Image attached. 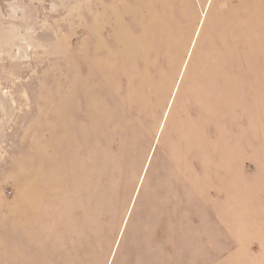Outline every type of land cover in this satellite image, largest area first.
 I'll list each match as a JSON object with an SVG mask.
<instances>
[{
  "label": "rangeland",
  "instance_id": "1",
  "mask_svg": "<svg viewBox=\"0 0 264 264\" xmlns=\"http://www.w3.org/2000/svg\"><path fill=\"white\" fill-rule=\"evenodd\" d=\"M64 74L44 264H264V0H0V257Z\"/></svg>",
  "mask_w": 264,
  "mask_h": 264
},
{
  "label": "bare ground",
  "instance_id": "2",
  "mask_svg": "<svg viewBox=\"0 0 264 264\" xmlns=\"http://www.w3.org/2000/svg\"><path fill=\"white\" fill-rule=\"evenodd\" d=\"M202 17H205L204 9L201 10L200 20ZM92 74L89 73L87 77ZM61 81L59 110L56 114L48 112L40 122L46 131L44 144L41 147L30 145L27 150L28 157L20 158L16 165H12L14 171H17L16 176L20 177L21 174V178H26V181L16 178L21 183L24 200L12 205L16 210L12 226L14 235L11 234L10 241L1 244L0 264H44L42 250L38 245L44 238L39 234V229L33 231V226H37L40 219L45 218L39 211L41 207H51L55 203L54 200L47 199L48 195L56 194L51 182L59 173L58 170L65 161L74 138V134L71 135L73 128L70 127L69 119L73 112L70 108L73 105L71 97L75 94L70 83L74 79L64 74ZM74 115H77V112H74ZM29 155H37L38 158H29ZM27 165L30 166L29 170L26 169ZM44 165L49 169L46 170Z\"/></svg>",
  "mask_w": 264,
  "mask_h": 264
}]
</instances>
